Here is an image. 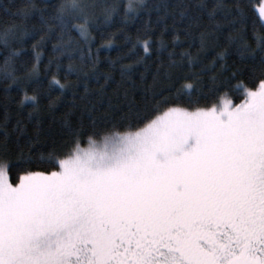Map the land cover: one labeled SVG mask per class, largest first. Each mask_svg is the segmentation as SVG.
Listing matches in <instances>:
<instances>
[{
    "label": "snow or ice",
    "instance_id": "6c2138e0",
    "mask_svg": "<svg viewBox=\"0 0 264 264\" xmlns=\"http://www.w3.org/2000/svg\"><path fill=\"white\" fill-rule=\"evenodd\" d=\"M188 7L179 13L181 21ZM195 7L207 10L208 24L213 27L200 33L195 55L185 49L176 59L178 37L174 39L163 73L168 83L152 92L142 111L134 102L129 106L124 117L128 130L113 126L103 133L102 147L89 136V146L83 148L82 128L72 125L68 112L64 127L73 138V147L62 158L55 150L33 157L32 146L40 142L38 124L24 159L26 164L57 170L27 171L13 184L10 162L0 160V264H264V33L254 36V48L244 40L243 30L237 28L245 22L238 3L229 6L216 0ZM2 10L19 16L20 22L0 28V47L5 52L0 80L5 92L14 86L23 91L20 104L31 105V117L39 114L43 100L52 108L66 90L72 91L74 100L77 95L86 96L98 55L89 57L90 69L83 56L80 66L69 64L66 76L76 75L75 82L65 79L62 83L53 74L45 83L38 54L23 76L17 75L25 37L31 35L24 20L39 14L44 35L32 45L34 49L55 34L53 52L63 55L69 52L73 31L87 38L97 19L108 24L122 10L128 21L149 9L145 0H114L103 5L96 0H60L46 15L47 9L39 8L35 0H24L20 6L3 5ZM253 10L264 19V6ZM218 14H223L231 30L223 37L226 46L212 60L214 74L205 82L210 66L202 65L201 54L219 47ZM189 19V28L200 26L199 17ZM228 45H235L245 67L248 61L256 62L251 67V87L239 79L240 67L224 75L230 71L224 62ZM160 47H165L163 40ZM143 48L148 54V40ZM50 63L60 70L55 56ZM132 67L123 65L122 74ZM161 68L163 64L153 76L154 86ZM178 68H187L188 73L178 77L185 82L176 87L173 70ZM108 79L106 74L105 83ZM232 79L238 81L235 86ZM81 83L84 91L78 93ZM221 88L242 96V101L233 103L225 92L211 107L195 106L205 89L211 93ZM56 90L60 95L53 97ZM93 110L95 106L89 117L95 125ZM0 132V150L6 152L7 119L0 124Z\"/></svg>",
    "mask_w": 264,
    "mask_h": 264
},
{
    "label": "trees",
    "instance_id": "16d2710c",
    "mask_svg": "<svg viewBox=\"0 0 264 264\" xmlns=\"http://www.w3.org/2000/svg\"><path fill=\"white\" fill-rule=\"evenodd\" d=\"M260 1L224 0V3L229 6L238 3L243 9L245 22L243 25H237V28L243 30L244 40L253 48L255 47L254 36L264 33V22L253 10ZM59 2L60 0H35L39 8L47 9L46 15H50ZM96 2L103 5L112 3L114 0H96ZM123 2L126 3L127 0H123ZM215 2L216 0H145L149 10L141 11L135 18L125 21L121 10V15L114 16L113 20L108 24L103 23L102 19H97L90 28L87 38L81 37L78 32L73 31L71 33L69 52H65L63 55L53 52V45L57 44L55 34L45 39L34 49L32 45L37 44L41 35H44V31L41 30V25L38 23L39 14L37 13L36 16L24 20V24L31 35L25 37L26 42L22 46L23 52L17 61V75L23 76L26 69L31 66V63L36 61L37 54L39 56L41 78L45 83L53 74L62 83L65 79L75 82L77 79L76 75L70 74L66 76V73L70 63L76 66L81 65L82 56L84 63L89 69L92 68L89 57L96 58L98 55V61L95 71L90 73L87 80L89 93L86 96L81 98L77 95L74 100L72 91L66 90L59 102L52 108L48 107L47 99L43 100L39 114L33 113L31 117L29 116L31 105L22 106L20 104L24 95L23 91L14 86L8 92H5L4 83L0 80V124L7 119V128L10 133L8 150L6 152L0 150V160L10 162L9 177L11 182L13 184L17 183L18 178L27 171L49 172L57 170L46 166L24 163V159L29 154V143L35 138L38 124L40 142L32 146L31 155L33 157L40 153L47 156L49 152L55 150L62 158L73 147V138L64 127L63 117L68 112H71L70 121L72 125H80L82 128L81 146L88 145L89 136H92L96 141L102 140L103 133L112 129L113 126H116V130L119 131L128 130L129 121L124 119V117L129 111V106L134 102L136 109L142 111L145 100H151L152 92L159 91L161 87L168 83V81L163 79V73L168 64V53L173 51L174 39L178 37V39H175L174 47L176 59H179L180 53L185 49L195 55L199 49L200 33L213 27L208 24L207 10H202L195 6L200 3L210 5ZM23 3L24 0H0V28L20 22L19 16L4 13L2 6L6 4L20 6ZM185 5H189V7L187 8L186 18L181 21L179 13ZM12 12H15V8L12 9ZM96 14L99 17V8L96 9ZM161 16L164 19H160L159 17ZM189 17L192 19L199 17L200 26L197 27L193 24L189 28L188 26L191 23ZM216 20L221 25L219 47L210 48L206 53L201 54L202 65L210 66L204 74L205 82L214 74L211 67L212 60L216 53L222 51L226 46L223 37L231 30L223 14H218ZM146 24L149 27L146 28ZM165 24H167V27H165ZM174 24L175 27H173ZM34 26L35 31L33 32ZM161 33H163V36H161ZM68 39V36L64 37L65 41ZM145 40L150 42L148 54L144 52L143 48ZM161 40L164 42V48L160 47ZM227 47L228 55L225 57L224 62L229 66L230 71L225 72L224 75L229 76L231 71H235L237 67H240L242 72L239 79L246 86L251 87L253 83L250 80L251 67L256 66V62L248 61V67H245L239 59L235 45H228ZM4 55L5 52L0 47V63L3 62ZM54 56L61 65L59 71H57L55 63H50L53 61ZM137 60H140V63H137ZM161 64L164 65V68H161L160 79L154 86L153 76ZM123 65H132V70L122 74L121 68ZM173 71L175 72V86L179 87L185 81L178 79V77L187 74L188 69L178 68ZM106 74H109L107 83H105ZM255 75L258 77L259 72L257 71ZM230 83L235 86L238 81L232 79ZM101 85L104 86L102 91L100 90ZM83 91L84 84L81 83L78 93H83ZM205 92L206 94L200 97L198 104L195 105L196 107H211L213 104L218 103L219 98L225 92H228V97L233 103L238 104L243 99L242 96L233 94L225 88L211 93L205 89ZM28 93L29 95L32 94L30 88ZM52 95L56 97L60 93L56 90ZM93 106H95V110L91 111V116L95 118V125H93L92 119L89 117V110ZM181 106L186 107L187 105ZM21 126L24 127L23 132L20 131ZM96 132L100 133V135H93ZM2 139L3 135L0 132V141Z\"/></svg>",
    "mask_w": 264,
    "mask_h": 264
},
{
    "label": "rangeland",
    "instance_id": "374dc122",
    "mask_svg": "<svg viewBox=\"0 0 264 264\" xmlns=\"http://www.w3.org/2000/svg\"><path fill=\"white\" fill-rule=\"evenodd\" d=\"M261 6H264V0H261L260 3L256 6V9H259ZM262 21L264 22V19H262ZM97 145L99 147H102L103 146V141L102 140H98L97 141ZM89 145H86V146H81L83 148H87Z\"/></svg>",
    "mask_w": 264,
    "mask_h": 264
}]
</instances>
